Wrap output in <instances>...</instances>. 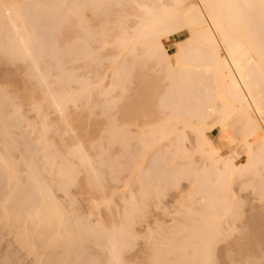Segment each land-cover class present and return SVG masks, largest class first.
Masks as SVG:
<instances>
[{
  "label": "bare ground",
  "instance_id": "obj_1",
  "mask_svg": "<svg viewBox=\"0 0 264 264\" xmlns=\"http://www.w3.org/2000/svg\"><path fill=\"white\" fill-rule=\"evenodd\" d=\"M0 79L31 263L264 264V0H0Z\"/></svg>",
  "mask_w": 264,
  "mask_h": 264
},
{
  "label": "rangeland",
  "instance_id": "obj_2",
  "mask_svg": "<svg viewBox=\"0 0 264 264\" xmlns=\"http://www.w3.org/2000/svg\"><path fill=\"white\" fill-rule=\"evenodd\" d=\"M165 45L167 46L169 52H174L176 50V41L173 39V38H168L166 39L165 41ZM154 69H152L151 66H148L146 69H141L140 72L143 73V75L145 77H147V80L149 81L150 83V86L151 88H153L155 90V92L157 91V94L160 96L162 93H164L168 86H167V80L160 74H157L153 71ZM150 72V73H149ZM82 72L79 73V75H82L81 74ZM1 81V79H0ZM2 82V81H1ZM22 113H23V117H25L27 119L28 117V120L29 121H35V119H37V117L35 118V114L32 112H27L26 110L22 109ZM50 118H53V115L51 114L50 115ZM218 135H219V132L216 130L214 131V137H213V140L215 141L216 145L218 146ZM190 139L193 138V135L192 133H190V136H189ZM217 140V141H216ZM184 185V184H183ZM184 188V187H183ZM60 195V194H59ZM170 206H172V204H170ZM155 217L156 218H160L162 219L163 218V215L161 214H156L155 213ZM2 230V228L0 227V254H2V256L0 255L1 258L5 257V255H9L8 253L10 252V254H12L13 252V257L12 259L14 261H19L18 264H30L33 260L30 258V257H26V255L23 254V252L21 251H17L18 247L16 246L17 244H15L14 242H12V238L11 236L8 234V232ZM3 236V237H2ZM11 242V243H10ZM11 245H13L11 247ZM17 251V252H16ZM7 252V253H6ZM16 252V253H15ZM18 256H17V255ZM24 255V256H23ZM16 256V257H15ZM22 257V258H21ZM17 258V259H16ZM19 258V260H18ZM21 258V259H20ZM30 258V259H29ZM22 262V263H21ZM31 264H35V263H31Z\"/></svg>",
  "mask_w": 264,
  "mask_h": 264
}]
</instances>
